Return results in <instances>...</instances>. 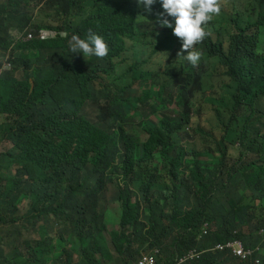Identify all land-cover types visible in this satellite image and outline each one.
Here are the masks:
<instances>
[{
  "label": "trees",
  "instance_id": "trees-1",
  "mask_svg": "<svg viewBox=\"0 0 264 264\" xmlns=\"http://www.w3.org/2000/svg\"><path fill=\"white\" fill-rule=\"evenodd\" d=\"M158 10L161 0L150 15L138 0H0V141L13 144L0 153V264H140L153 249L166 264L194 250L206 253L188 264H248L211 251L233 240L260 247L264 264V0H226L198 67L178 60ZM41 30L55 37L13 36ZM89 30L106 59L70 51ZM205 105L219 135L196 121Z\"/></svg>",
  "mask_w": 264,
  "mask_h": 264
},
{
  "label": "clouds",
  "instance_id": "clouds-1",
  "mask_svg": "<svg viewBox=\"0 0 264 264\" xmlns=\"http://www.w3.org/2000/svg\"><path fill=\"white\" fill-rule=\"evenodd\" d=\"M225 2L226 0H161L164 10H158L160 12L158 22L161 27L166 28L175 42L178 48V60L183 59L185 64L188 66H199L203 56V53L200 51V47L206 39L212 35L209 25L214 19L220 16ZM138 3L143 6L144 10L150 15L156 0H138ZM48 32L53 33L54 36H49L45 39L55 37V32ZM29 33H32L35 36L34 39H37L40 35L39 33V35L36 36L31 31ZM27 34L24 35L19 32H14L13 36L16 40L23 39L26 41L25 38ZM70 51L86 60L91 58L104 60L109 56L110 48L103 36L89 30L85 39H82L79 35H73L71 37ZM4 116L6 121V115ZM21 202L19 204H21ZM109 212L110 213L107 214L108 229L111 226H109L108 217L112 216L111 210H109ZM16 213L17 216L23 215L19 213V207ZM116 221L119 229L118 214L116 216ZM211 231V226L209 224H204L201 237L208 236ZM25 234H27V237L29 236L27 232H24V236ZM32 237L36 238V235L32 233ZM147 251L141 253L139 258L140 264H166L161 250L153 249ZM211 251L220 253L228 252L233 258H240L248 264H260V258L263 254L260 247L247 248L244 243L239 240L229 241L225 244H218ZM205 253L206 251H190L184 257L177 258L172 264H188L191 261L199 260Z\"/></svg>",
  "mask_w": 264,
  "mask_h": 264
},
{
  "label": "rangeland",
  "instance_id": "rangeland-1",
  "mask_svg": "<svg viewBox=\"0 0 264 264\" xmlns=\"http://www.w3.org/2000/svg\"><path fill=\"white\" fill-rule=\"evenodd\" d=\"M255 12H257V9L255 10ZM234 14H235L234 4L232 2H228L225 5L224 12L220 16V19H222L223 22L229 21L234 16ZM40 45L43 49H46V45H44V44H40ZM196 121L199 124H201V126L206 128L207 130H212V131H214V133L216 135H219V132L217 130L216 121L214 119L213 113L211 112L210 106H208V105L204 106V110H203L202 115L200 117H198L196 119ZM4 122H5V116L0 115V125H2ZM36 147H38V146H36ZM11 148H12V144L8 140L0 141V153L6 152V151L10 150ZM114 191H115L114 188H111L108 192V195H107L108 208L112 212V216H109L108 220H109V226L113 225L114 227L115 226L118 227V223L116 221V216L118 214L119 207L117 204H114ZM147 252H145V253H147Z\"/></svg>",
  "mask_w": 264,
  "mask_h": 264
},
{
  "label": "crops",
  "instance_id": "crops-1",
  "mask_svg": "<svg viewBox=\"0 0 264 264\" xmlns=\"http://www.w3.org/2000/svg\"><path fill=\"white\" fill-rule=\"evenodd\" d=\"M18 207H19V213L22 215L28 209V202L24 200L21 202V204H19ZM117 229L118 227H114L113 225L109 227L110 231L117 230ZM25 236L27 237V234H25ZM0 238L4 239L5 241L10 240L9 228L7 226L0 225ZM4 251L8 253L9 248L7 246H0V257Z\"/></svg>",
  "mask_w": 264,
  "mask_h": 264
},
{
  "label": "built area",
  "instance_id": "built-area-1",
  "mask_svg": "<svg viewBox=\"0 0 264 264\" xmlns=\"http://www.w3.org/2000/svg\"><path fill=\"white\" fill-rule=\"evenodd\" d=\"M49 36L52 37V36H54V34L51 32H48V31H41L40 35H39L40 38H47ZM34 38H35V36L32 33H28L25 40L29 41V40L34 39Z\"/></svg>",
  "mask_w": 264,
  "mask_h": 264
}]
</instances>
